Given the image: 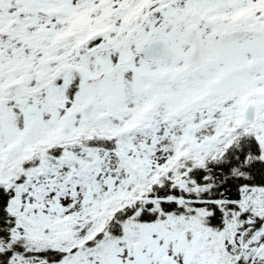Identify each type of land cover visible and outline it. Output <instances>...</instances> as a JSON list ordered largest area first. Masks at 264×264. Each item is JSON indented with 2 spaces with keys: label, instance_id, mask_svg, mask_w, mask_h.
Masks as SVG:
<instances>
[{
  "label": "snow or ice",
  "instance_id": "obj_1",
  "mask_svg": "<svg viewBox=\"0 0 264 264\" xmlns=\"http://www.w3.org/2000/svg\"><path fill=\"white\" fill-rule=\"evenodd\" d=\"M0 264H264V0H0Z\"/></svg>",
  "mask_w": 264,
  "mask_h": 264
}]
</instances>
